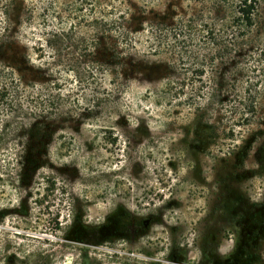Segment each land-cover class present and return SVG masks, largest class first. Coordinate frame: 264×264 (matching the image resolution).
Segmentation results:
<instances>
[{
	"label": "trees",
	"instance_id": "trees-1",
	"mask_svg": "<svg viewBox=\"0 0 264 264\" xmlns=\"http://www.w3.org/2000/svg\"><path fill=\"white\" fill-rule=\"evenodd\" d=\"M136 1L153 3L0 0V264H103L117 251L96 246H139L124 214L90 218L76 188L119 132L141 142V120L129 126L119 101L132 80L169 101L171 121L183 112L221 133L264 132V0H187L165 17ZM147 204L125 214L138 236L164 210Z\"/></svg>",
	"mask_w": 264,
	"mask_h": 264
},
{
	"label": "rangeland",
	"instance_id": "rangeland-1",
	"mask_svg": "<svg viewBox=\"0 0 264 264\" xmlns=\"http://www.w3.org/2000/svg\"><path fill=\"white\" fill-rule=\"evenodd\" d=\"M152 2L133 3L147 16L159 17L192 5ZM155 62L150 58L146 65ZM148 87L145 80H132L119 99L129 126L141 120V142L119 132L113 146L94 150L93 163L81 169L76 183L90 196V218L107 212L113 223L124 214V233L139 244L129 246L132 251L122 241L96 246L117 251L103 264H264V132L253 125L221 133L183 112L171 121L162 114L169 101L157 102L147 95ZM215 138L220 143L214 144ZM147 202L164 210H155L158 221L138 236L125 214L134 216ZM3 227L11 232L10 221ZM65 254L69 262L71 253Z\"/></svg>",
	"mask_w": 264,
	"mask_h": 264
}]
</instances>
